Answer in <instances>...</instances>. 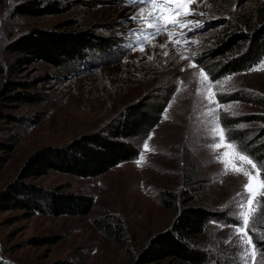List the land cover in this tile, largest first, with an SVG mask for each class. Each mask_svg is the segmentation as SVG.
Wrapping results in <instances>:
<instances>
[{
    "label": "rangeland",
    "instance_id": "374dc122",
    "mask_svg": "<svg viewBox=\"0 0 264 264\" xmlns=\"http://www.w3.org/2000/svg\"><path fill=\"white\" fill-rule=\"evenodd\" d=\"M59 1L69 10L30 17L15 12L21 0H0V59L5 66L19 69L13 75L0 74V90L11 79L29 83L30 91L42 97L41 103L31 105L0 95V143L12 146V150L0 153V192L19 179L23 165L35 153L49 147L62 148L84 135L107 129L131 105L146 101L154 107L160 97L173 93L155 126L145 136L134 139L139 148L134 160L98 177L51 172L25 180L44 190L60 188L89 196L94 208L88 214L59 217L22 209L0 211V264H133L132 257L148 233L170 226L175 217L162 204L163 192L186 187L187 177L201 180L213 210H229L228 217L239 222L229 224L223 218L212 221L206 235L211 240L208 243L235 248L233 229L242 224L231 205L242 192L246 178L221 174L223 164L215 157L228 149L222 146L213 151L219 136L212 135L216 117L209 116L208 111L215 109L226 142L237 145L241 153L261 164L247 151L245 142L232 136L230 125L238 122L235 128L245 131L249 148L264 146V70H253L264 63V55L237 72L221 75L220 70L213 75L211 70L225 58L221 56L225 51H219L221 40L232 33L244 15L254 17L264 0H197L191 5L193 14L182 19L203 23L204 27L193 31L169 28L175 33H187L184 37L174 36L173 43L168 42L167 32L145 40L143 37L153 30L133 19L144 6L133 5L130 0ZM68 21L82 29L104 21L118 24L117 30L98 31V37L114 35L118 42L105 52L92 47L83 58L61 67L44 62L20 65L19 56L7 50L10 42L32 27L55 29ZM177 39L180 42L174 43ZM162 44L165 47H160ZM171 45L174 49L170 51ZM249 46L243 52L226 54L229 59H240L252 51ZM165 52H170L169 62L154 65V71L149 73L140 68L151 58L161 61ZM191 64L196 67H189ZM201 69L213 87L198 93ZM210 98L223 107L209 103ZM229 105L231 108H227ZM141 155L144 160L137 164ZM246 167L255 175L250 165ZM260 178L264 179V169ZM258 199L264 204V197ZM99 219L120 228L121 240L107 234L98 225ZM263 234L258 225L249 232L252 240H263ZM253 244L258 249L256 264H260L264 250L254 240ZM216 252L222 254V263L227 259L225 264H242L238 249L234 258L225 251Z\"/></svg>",
    "mask_w": 264,
    "mask_h": 264
},
{
    "label": "trees",
    "instance_id": "16d2710c",
    "mask_svg": "<svg viewBox=\"0 0 264 264\" xmlns=\"http://www.w3.org/2000/svg\"><path fill=\"white\" fill-rule=\"evenodd\" d=\"M82 3V0L79 1ZM87 6H92L85 3ZM96 5V4H95ZM95 8V6H92ZM15 12L30 17L62 14L69 10L64 8L61 1L54 0H21ZM253 16L244 15L231 34L222 40V60L216 63L211 72H237L248 65L258 62L264 55V4L259 5ZM104 20V19H103ZM118 24L93 23L92 28L82 29L75 22L68 21L55 29L32 27L27 32L13 40L7 46L9 52L19 56L20 65L34 62H44L61 67L83 58L85 52L92 47L105 52L118 42L114 35L98 37L100 29L117 30ZM120 39V38H119ZM250 45V46H249ZM253 47L250 53L240 59H229L226 54L243 52V49ZM226 54V55H225ZM16 66H5L0 59V74L10 75L18 72ZM31 85L22 81L8 79L4 82L0 95L9 101H18L35 105L41 103L42 97L30 91ZM172 92L162 96L154 107H149L146 101L131 105L123 116L107 129L84 135L62 148H46L28 158L23 165L18 180L8 185L0 192V211L9 209L27 210L29 213L38 212L53 216H76L88 214L94 208L93 199L89 196L67 193L60 188L44 190L33 183L25 182L29 178H39L51 172L72 174L83 178L98 177L123 162L134 160L139 155V148L134 139L145 136L159 121V117ZM262 104V102H261ZM236 123L230 125L232 136L240 142H245L247 151L258 161L264 163V146L253 149L248 144L245 131L237 130ZM244 144V143H243ZM12 150V146L0 143L1 151ZM3 158L0 156V169ZM186 187L178 190L163 192L162 204L174 214L170 226L151 231L146 236L136 255L132 257L133 264H225L220 260L225 251L232 258L236 256V247L224 248L217 244H209L207 232L210 223L223 218L224 222L239 225L237 220L228 217V211L213 210L203 193L205 187L200 179H187ZM188 187V188H187ZM211 201V200H210ZM261 223V222H260ZM258 223L264 232V225ZM98 225L117 241L121 240V230L106 220H98ZM115 228V229H114ZM118 229V230H117ZM264 235V234H263ZM260 249L264 250V239H253ZM227 257V258H231ZM231 260V259H230ZM239 263L238 261L233 262ZM55 264H63L62 261Z\"/></svg>",
    "mask_w": 264,
    "mask_h": 264
},
{
    "label": "snow or ice",
    "instance_id": "6c2138e0",
    "mask_svg": "<svg viewBox=\"0 0 264 264\" xmlns=\"http://www.w3.org/2000/svg\"><path fill=\"white\" fill-rule=\"evenodd\" d=\"M194 2H197V0H130V3L133 5L144 6L140 8L139 12L133 17V19L140 20L144 23L146 28L153 30L143 38L149 40V37H159L167 32L169 43H173L174 36L178 35L184 37L187 35V33L183 31L180 33L169 31V28H187L188 31H193L197 28L204 27L203 23L184 21L182 19V17L191 16L193 14L191 5ZM200 15H203V13H200ZM179 42L180 41L177 39L174 43ZM192 42L198 43V41ZM160 47H165V45L162 44ZM140 50H144L143 46H141ZM165 55H168V53H165ZM189 67L196 66L191 64ZM253 70H264V63ZM200 77L202 86L197 89V92H208L213 85L208 82V77L202 69L200 70ZM228 79L230 80L231 77ZM209 103H216L217 108L223 107L211 98L209 99ZM227 108H231V105L227 106ZM225 110L227 111V109ZM208 115L216 117L215 126L212 128V135L219 136V142L212 145L213 151L220 149L222 146L225 149H228V151H224L222 154L215 157L218 162L223 164L221 174L225 175L233 173L246 178V183L242 185V192L237 194V198L234 199L231 205L235 210L236 218L242 224V226L234 227L233 237L235 238V247L239 250L242 264H250V262L251 264H256L258 249L253 244L249 232L254 231L258 223L264 222V204H260L258 199L259 197H264V179L260 178V172L264 169V163L257 164L251 157L241 153L238 150L237 145L226 142V137L219 124V118L216 116L215 109L210 108ZM148 139H151V137ZM143 147L145 150L149 149L147 143H144ZM143 160L144 156L141 155L137 164H140ZM248 165H250L251 169L255 171V175H253V172L246 167ZM261 255L264 256V253ZM260 264H264V260H261Z\"/></svg>",
    "mask_w": 264,
    "mask_h": 264
},
{
    "label": "bare ground",
    "instance_id": "6f19581e",
    "mask_svg": "<svg viewBox=\"0 0 264 264\" xmlns=\"http://www.w3.org/2000/svg\"><path fill=\"white\" fill-rule=\"evenodd\" d=\"M155 49V51H157V50H159V49H161V48H159V47H155L154 48ZM172 49H174V47L171 45V46H169V50L171 51ZM167 50V49H166ZM174 51V50H173ZM176 51V50H175ZM159 52H161V50H159ZM165 53H168V55H170V52H165ZM172 53V52H171ZM168 55H163L162 56V60L161 61H157V60H154V59H152L151 58V60H149V62H144V63H141L140 64V68L142 69H145L146 70V72H152V71H154V65H159L158 63H160V64H165L166 62H169L170 60H169V57H168Z\"/></svg>",
    "mask_w": 264,
    "mask_h": 264
}]
</instances>
